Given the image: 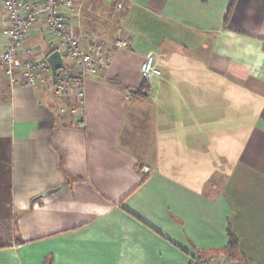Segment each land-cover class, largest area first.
<instances>
[{
    "label": "crops",
    "instance_id": "1",
    "mask_svg": "<svg viewBox=\"0 0 264 264\" xmlns=\"http://www.w3.org/2000/svg\"><path fill=\"white\" fill-rule=\"evenodd\" d=\"M81 13L63 21L130 43L86 80L84 128L50 86L11 89L0 71V264H264V0H84ZM24 45L50 54L37 29ZM151 53L161 75L130 97ZM218 151L236 152L217 194L178 175L220 166Z\"/></svg>",
    "mask_w": 264,
    "mask_h": 264
},
{
    "label": "built area",
    "instance_id": "2",
    "mask_svg": "<svg viewBox=\"0 0 264 264\" xmlns=\"http://www.w3.org/2000/svg\"><path fill=\"white\" fill-rule=\"evenodd\" d=\"M84 0H0L5 15V44L0 54V71L11 89L16 87L50 86L61 115L72 118L75 125L85 127L84 95L85 83L90 77L105 70L110 58L106 54L128 48L127 39H116L105 44L93 34L77 32L63 19L74 18L81 11ZM120 3L116 4L120 7ZM37 29L49 44L50 53L57 51L63 68L55 73L47 58H38L24 42L29 32ZM88 42L90 53L84 52L83 44ZM156 57L147 55L141 69V82L129 96L148 88L154 77L161 75L155 66ZM193 264H224L219 258L196 259Z\"/></svg>",
    "mask_w": 264,
    "mask_h": 264
},
{
    "label": "rangeland",
    "instance_id": "3",
    "mask_svg": "<svg viewBox=\"0 0 264 264\" xmlns=\"http://www.w3.org/2000/svg\"><path fill=\"white\" fill-rule=\"evenodd\" d=\"M100 16H101V14H100ZM81 17H82V13L80 11V13L78 15H76L74 17V19H76V21L78 22ZM79 23H78V25H79ZM97 24H98V26H96V27L99 28L101 26V23H97ZM117 24L118 23H116L115 25L112 24L111 28H113V30H115L117 28L116 27ZM102 26H104V25H102ZM114 27H115V29H114ZM87 31L88 30L85 29L84 31L82 30L80 33L83 35H88L89 33L93 34V32H91L90 30H89V32H87ZM115 33H116V30L113 32V34H115ZM113 34H112V36H113ZM93 35H95V34H93ZM95 36L97 37L98 41H100V42L104 41L105 44H108V43L110 44L112 42H115L116 39H120V38L105 39V37L101 38L97 35H95ZM82 44H83L84 52L90 53L88 42H84ZM111 54H113V52L110 54H106V57L111 58V56H112ZM102 72H100V73H102ZM245 85L247 86V88H250L252 86V82L247 79ZM135 97H137V96H135ZM249 107L250 106L247 105V109H249ZM128 149H129V152H131L132 154L135 155V158H137V162L139 163V165L146 164V162H149V163L151 162V161H148L150 159L144 158V155L141 151L140 145H138L136 143L134 145H131V143H130ZM235 152L236 151H228V152L223 151V153H221L218 151L217 153H215L214 158L216 157L215 160H218L217 162H220V166H217L214 168H211V167H206V168L205 167H192V168L177 169L178 175H180V177L182 179H185L184 175L187 177L189 175L197 177L198 183H195L194 187L196 186L197 188H199V190H202V191H204L210 195H215V194H217L218 190L220 189L222 179L228 170V166L232 165V163L234 162ZM199 164H201V163H198L197 165H199ZM193 165H195V164H193ZM143 172L148 173V170L144 169Z\"/></svg>",
    "mask_w": 264,
    "mask_h": 264
},
{
    "label": "water",
    "instance_id": "4",
    "mask_svg": "<svg viewBox=\"0 0 264 264\" xmlns=\"http://www.w3.org/2000/svg\"><path fill=\"white\" fill-rule=\"evenodd\" d=\"M47 61L49 65L51 66V70L53 73H55L58 69L63 68V62L61 60L60 54L57 51L52 52L51 54L48 55ZM56 190H50L47 191L45 194H51L54 193Z\"/></svg>",
    "mask_w": 264,
    "mask_h": 264
},
{
    "label": "trees",
    "instance_id": "5",
    "mask_svg": "<svg viewBox=\"0 0 264 264\" xmlns=\"http://www.w3.org/2000/svg\"><path fill=\"white\" fill-rule=\"evenodd\" d=\"M230 8H229V11L228 12H230ZM227 12V13H228ZM229 14V13H228ZM227 14V15H228ZM225 22H226V20H225ZM148 88H146L144 91H140V92H136L135 93V96H137V97H139V98H142V99H145V95H146V90H147ZM145 179H142V181L141 182H143ZM236 247H237V242H236V240L233 238V236L230 234L229 235V244H228V251L229 252H233L234 250H236ZM247 263V262H246Z\"/></svg>",
    "mask_w": 264,
    "mask_h": 264
},
{
    "label": "bare ground",
    "instance_id": "6",
    "mask_svg": "<svg viewBox=\"0 0 264 264\" xmlns=\"http://www.w3.org/2000/svg\"><path fill=\"white\" fill-rule=\"evenodd\" d=\"M51 54V53H50ZM48 62V61H47Z\"/></svg>",
    "mask_w": 264,
    "mask_h": 264
}]
</instances>
